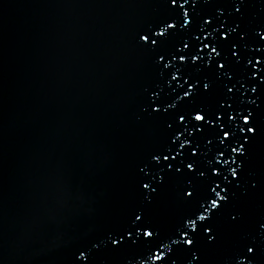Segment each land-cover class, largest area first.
<instances>
[{
	"label": "water",
	"instance_id": "1",
	"mask_svg": "<svg viewBox=\"0 0 264 264\" xmlns=\"http://www.w3.org/2000/svg\"><path fill=\"white\" fill-rule=\"evenodd\" d=\"M235 4L236 0H197L195 10L203 14L221 10L220 23L243 29L240 62L228 65L236 84L233 92L243 83V95L238 93L233 102L257 98L260 108L254 114L260 117L264 40L257 34L264 35V0H242L241 14H234ZM178 7L170 0H0V264H136L141 249L117 250L109 244V238L133 226L134 213L153 225L166 247H173L165 251L167 264H235V232L225 233L215 246L195 240L191 246H174L166 238L176 239L174 233L185 217L212 195L211 187L230 184V176L226 181L223 175L217 178L208 172L221 159L227 175L228 165L218 157L217 148L227 152L228 143L220 145L209 130L197 136L194 168L199 165L204 177L183 167L179 173L169 171L163 167L169 161L149 167L155 164L152 153L169 150L171 131L165 125L175 111L152 113V90L162 91L160 98L167 99L176 82L170 83L161 72L164 61L141 47L137 33L153 28ZM192 7L190 0L185 8ZM217 26L214 22L203 34L212 33L215 39ZM201 32L197 17L189 31L167 38L156 51L187 52L180 40L189 42L190 48L199 47L195 37ZM221 47L227 56L228 43L222 41ZM248 58L261 63L253 68ZM170 67L178 76L187 73L189 82L214 78L198 62L192 66L186 60L181 65L177 60ZM249 71L256 74L252 84ZM226 83L223 78L217 81L215 94L198 96L197 102L214 108ZM185 107L186 98L178 104L181 111ZM239 137L237 133L233 145ZM205 138H214V143L208 145ZM248 147L245 157L226 158L237 164L244 160L238 178L257 185L242 201L249 225H254L264 221V138ZM182 158L190 157L187 152L178 156L177 166ZM142 183L157 191L143 189ZM230 187L233 203L239 204L244 186ZM185 190L194 191L193 197H185ZM221 220L217 214L208 223L218 225ZM198 232L203 235L199 228ZM256 264H264V253Z\"/></svg>",
	"mask_w": 264,
	"mask_h": 264
},
{
	"label": "snow or ice",
	"instance_id": "2",
	"mask_svg": "<svg viewBox=\"0 0 264 264\" xmlns=\"http://www.w3.org/2000/svg\"><path fill=\"white\" fill-rule=\"evenodd\" d=\"M189 2L190 0H183L182 3L178 2V0H170L171 5L179 4V7L170 11L169 15L154 25L153 28H149L143 33H137L138 40L143 42L141 47L155 52L159 61H164L161 72L168 76L170 83L176 82L175 87L171 88L172 94L167 99L162 100L160 98L163 95L162 91L157 92L155 89L152 90L154 99L149 104V109L152 113H161L162 109L166 114L169 113V110L175 111L170 113L171 120L166 121L165 125L171 131L169 150L167 152L152 153L150 159L155 164H149V167H160L162 162L169 161L163 165L169 171L174 169L175 172L179 173L181 167H183L188 173H198L200 177H204L205 172L199 168V165L194 168V164L196 163L195 158L198 156L199 149V145L195 141L197 136L201 135L205 130H209L214 134V138L216 136L219 137L218 143L220 145L227 142L229 147L227 152L223 148H217L218 157L223 158V164L228 165L227 175H225V170L220 167L221 159H216L208 169V172L217 178L223 175L226 181L230 176V184H235L237 189L243 185L245 191L241 194L239 204H234V194L231 191L230 184L224 188H221L219 184L211 187L210 192L212 195L204 197V203L192 215L185 217L182 226L174 233L176 239L172 240L171 236L166 238L171 240L174 246H191L194 244V240L197 244L203 242L205 245L215 246L220 242L225 233L232 231L237 234L235 241L237 247L234 258L235 264H256L258 257L264 253V221H257L254 225H249L242 201L244 197L256 189L257 185L251 183V181L244 184L238 178V172L242 173L244 171V160H241V163L237 164L236 159L230 160L226 158L231 154H236L237 158L245 157L249 151L248 146L253 145L258 139L264 138V114L260 117L254 114L260 108V105L257 104V98L241 99L238 104L233 102V97H237L238 93L240 96L243 95L241 91L243 83H240V88L234 93L233 88L236 87V84L233 83L232 75H229L228 65L231 62L237 64L240 62V55H237V53L241 52L246 34H241L243 29L238 31L240 29L239 24L225 26V24L220 23V19L224 17L223 11L217 10L215 14H203L195 10L197 0H191L193 7L186 9L185 5L189 4ZM241 3L242 0H236L234 14L242 13ZM197 17H199L202 25L201 34L195 37V41L199 42V47H195V44H193V48H190L189 42L180 40L179 43L183 49L188 50L187 52L177 49L175 52L166 55L156 51L167 38L172 37L178 32L189 31ZM214 22L218 26L213 28L215 39H212V33H208L207 35L203 33L207 32V28L212 27ZM156 29L160 30L156 31ZM262 31H264V28H262ZM257 35L260 40H264V35ZM222 41L228 43L227 56L223 55ZM218 47L220 50H218ZM205 58H207V64H205ZM253 59L248 58V64H251L254 68L261 61L255 60V63H253ZM177 60L181 65H184L186 60L190 61L192 66H196L198 62L202 69L205 71L210 70L214 74V78L197 79L189 82L192 78L186 79L187 73L181 72L179 76L173 73L170 63ZM159 65L160 63L157 66ZM261 68L264 69V67ZM249 72L248 82L252 84V80L256 74L253 71ZM222 78L226 79L227 83L224 84L223 91L215 99L214 108L209 109L208 107L201 106L197 102V97H212L216 92V82ZM250 91L255 93L257 92V88L251 87ZM185 98L186 107L184 111H181L178 108V104L184 103ZM153 104L160 105V107H155ZM253 105H255V108L251 107ZM189 129H192V131H189ZM194 132L197 135H193ZM237 133L240 134L239 141L233 145L232 141L236 138ZM214 138H205L207 144H213ZM184 152H187L190 158H182L179 166H177L175 163L177 157L182 156ZM170 157L171 160L169 159ZM140 172L144 173V168H140ZM145 175L147 174L145 173ZM153 179H155V175H153ZM162 179L163 177H161ZM141 187L149 189L150 185L149 183H142ZM156 191V187L150 188V192L155 193ZM193 195L194 191H184V196L187 198H191ZM213 214H220L222 216L220 224L208 223L211 217L215 216ZM133 219V226L125 228L117 236L109 238V244L115 245L117 250L121 248L141 249L142 258L136 261V264H143L144 260L167 264L165 251H172L173 247H166L164 240L160 237V233L157 232L152 224L146 223L144 219L142 220L140 214L134 213ZM198 228L203 235L198 232ZM258 235L260 236L259 240L257 239ZM181 250L183 251L184 249ZM188 251H191V249ZM249 253L251 256L248 255ZM83 254L81 252V256ZM192 259H196L195 251H192ZM172 264H175V261Z\"/></svg>",
	"mask_w": 264,
	"mask_h": 264
}]
</instances>
